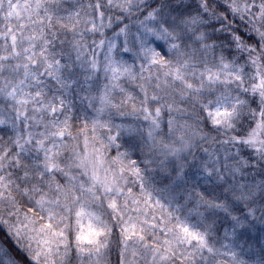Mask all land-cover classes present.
<instances>
[{
	"label": "clouds",
	"instance_id": "1",
	"mask_svg": "<svg viewBox=\"0 0 264 264\" xmlns=\"http://www.w3.org/2000/svg\"><path fill=\"white\" fill-rule=\"evenodd\" d=\"M0 264H264V0H0Z\"/></svg>",
	"mask_w": 264,
	"mask_h": 264
}]
</instances>
